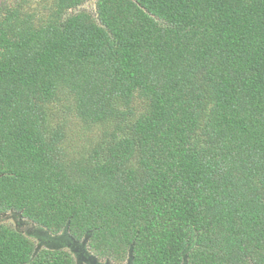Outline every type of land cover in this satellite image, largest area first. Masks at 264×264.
Masks as SVG:
<instances>
[{"label":"trees","instance_id":"trees-1","mask_svg":"<svg viewBox=\"0 0 264 264\" xmlns=\"http://www.w3.org/2000/svg\"><path fill=\"white\" fill-rule=\"evenodd\" d=\"M86 1L0 2V215L112 264H264V0ZM35 246L0 217V264H75Z\"/></svg>","mask_w":264,"mask_h":264},{"label":"water","instance_id":"water-1","mask_svg":"<svg viewBox=\"0 0 264 264\" xmlns=\"http://www.w3.org/2000/svg\"><path fill=\"white\" fill-rule=\"evenodd\" d=\"M10 215L9 218L15 219V216L21 217L17 213H3L0 217H5ZM39 227V226H38ZM35 228V229H25L23 232L32 237L34 241H36V246L34 249V253H36L40 248H48V249H66L71 255L74 257L75 264H111L109 259H104L103 261L98 260L96 256H94L87 247V241L90 233L84 234L80 241L76 240L72 235L68 232V222L64 225L62 231L55 235L49 234L47 230H43ZM46 236V240H42V237ZM131 248L128 250V256L124 262V264H131L132 261V253ZM185 259V257H183ZM183 264V263H182Z\"/></svg>","mask_w":264,"mask_h":264},{"label":"flooded vegetation","instance_id":"flooded-vegetation-1","mask_svg":"<svg viewBox=\"0 0 264 264\" xmlns=\"http://www.w3.org/2000/svg\"><path fill=\"white\" fill-rule=\"evenodd\" d=\"M10 215L8 216H5L3 217V220L5 221L6 219H9L12 221V224L15 228L23 231L25 229H28V228H31V229H35V228H39L38 226L34 225L33 223H30L24 219H22L21 217H18V216H15V219H12V218H9ZM42 229V228H41ZM44 230V229H43ZM62 231V230H61ZM49 232V231H48ZM60 233V232H59ZM49 234H52L49 232ZM57 234V233H56ZM52 235H55V234H52ZM46 236L42 237V240H46ZM80 241V240H78ZM36 242V241H35ZM63 250H66V249H63ZM68 251V250H67ZM74 258V257H73ZM100 260V259H98ZM100 261H103V260H100Z\"/></svg>","mask_w":264,"mask_h":264},{"label":"rangeland","instance_id":"rangeland-1","mask_svg":"<svg viewBox=\"0 0 264 264\" xmlns=\"http://www.w3.org/2000/svg\"><path fill=\"white\" fill-rule=\"evenodd\" d=\"M14 1L15 0H0V2H3L4 4H14ZM95 0H87L86 2H84V4L80 7L82 9H84L85 11L89 12L90 14H94L95 13ZM81 141H84V139H80L79 142ZM5 223L6 224H9V225H13L12 224V221L9 220V219H6L5 220ZM100 260H103V259H100ZM112 264V262H111ZM114 264V263H113ZM121 264H124V262H122Z\"/></svg>","mask_w":264,"mask_h":264}]
</instances>
